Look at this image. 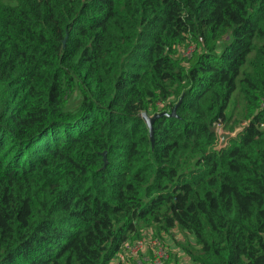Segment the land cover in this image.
<instances>
[{"label": "trees", "instance_id": "16d2710c", "mask_svg": "<svg viewBox=\"0 0 264 264\" xmlns=\"http://www.w3.org/2000/svg\"><path fill=\"white\" fill-rule=\"evenodd\" d=\"M175 229L264 264V0H0V264Z\"/></svg>", "mask_w": 264, "mask_h": 264}, {"label": "rangeland", "instance_id": "374dc122", "mask_svg": "<svg viewBox=\"0 0 264 264\" xmlns=\"http://www.w3.org/2000/svg\"><path fill=\"white\" fill-rule=\"evenodd\" d=\"M3 1L8 2V0ZM193 49V46H191L188 49V53L186 52L185 54L190 57L193 53ZM219 131L224 133L220 128H218V133ZM143 239L147 242L146 249L143 252L138 253L135 256L126 254L122 257V263H120L118 259H115L113 264H152L150 260L153 256V249L157 255L159 254L160 258L163 257V263L161 260L159 262L156 261V264L192 263L190 257L186 255V249L189 248V242L194 246V239L179 229L171 231L170 234H160L158 237H156V234L151 231L144 233ZM155 240H158L164 249L161 248L162 250L156 251L158 244Z\"/></svg>", "mask_w": 264, "mask_h": 264}, {"label": "built area", "instance_id": "2783aa9c", "mask_svg": "<svg viewBox=\"0 0 264 264\" xmlns=\"http://www.w3.org/2000/svg\"><path fill=\"white\" fill-rule=\"evenodd\" d=\"M221 133V131H219V134ZM154 241V240H153ZM158 244L157 248H156V251L158 250H162L164 249L160 242L158 240H155ZM146 240L142 239L140 241H137L135 243H132V242H129V243H126L125 245H123V247L120 249L119 253L116 255L115 259H118L120 261V263H122V257L126 254H130L132 256H135L137 255L138 253H141L143 252L145 249H146ZM162 248V249H161ZM114 259V260H115ZM162 260V263H163V257L160 258L159 254L157 255L155 250L153 249V256L150 260V262L152 264H156L155 262L156 261H161Z\"/></svg>", "mask_w": 264, "mask_h": 264}, {"label": "water", "instance_id": "95a60500", "mask_svg": "<svg viewBox=\"0 0 264 264\" xmlns=\"http://www.w3.org/2000/svg\"><path fill=\"white\" fill-rule=\"evenodd\" d=\"M166 116L165 114L162 115H155L154 117L150 118L148 115L143 114L142 118L144 119L149 131H150V136H151V140L154 141V134H153V124L154 122L159 119L160 117H164ZM171 116H175V112H173V114ZM239 133L237 132L235 135L232 134H224V133H220L219 137L221 140V147H224V145L226 144V142L228 140H230L231 138L237 136ZM106 154H104L105 157ZM105 164H107V160L105 159Z\"/></svg>", "mask_w": 264, "mask_h": 264}]
</instances>
